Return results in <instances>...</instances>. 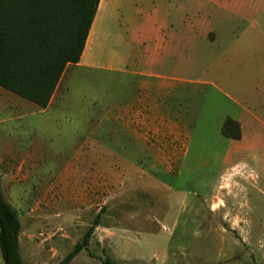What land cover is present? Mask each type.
Listing matches in <instances>:
<instances>
[{"label":"rangeland","instance_id":"374dc122","mask_svg":"<svg viewBox=\"0 0 264 264\" xmlns=\"http://www.w3.org/2000/svg\"><path fill=\"white\" fill-rule=\"evenodd\" d=\"M155 14L175 36L146 69L132 37ZM83 61L102 69L69 65L44 114L0 88V190L24 263L264 264V197L222 136L239 110L226 95L264 93V0H102ZM140 105L166 128L139 132ZM226 212L243 221L224 233Z\"/></svg>","mask_w":264,"mask_h":264},{"label":"trees","instance_id":"16d2710c","mask_svg":"<svg viewBox=\"0 0 264 264\" xmlns=\"http://www.w3.org/2000/svg\"><path fill=\"white\" fill-rule=\"evenodd\" d=\"M102 0H0V88L47 109L69 65H78ZM241 126L227 119L222 136L240 140ZM101 215L67 261L85 250ZM18 213L0 190V250L4 264H25ZM107 264H114L107 262Z\"/></svg>","mask_w":264,"mask_h":264},{"label":"crops","instance_id":"0c3cea01","mask_svg":"<svg viewBox=\"0 0 264 264\" xmlns=\"http://www.w3.org/2000/svg\"><path fill=\"white\" fill-rule=\"evenodd\" d=\"M92 29L89 35V39L92 34ZM193 29L195 28L193 27ZM174 34L175 31H170L167 21L160 19L157 14L150 15L146 24H144L142 28H139L133 33L132 43L138 46L145 47L146 53L144 60L146 69L152 68L163 60L165 54L168 52V49L174 41ZM110 35L111 34L101 36L98 35L96 37L97 45L99 41L105 38H109ZM132 43L128 44L131 49L133 47ZM84 54L81 58L80 63L78 64L79 66H82L83 68L102 69V66H100L99 64L85 63L83 61ZM128 62V59H126L124 62L123 72L125 73H128V71L126 70L128 68ZM109 70L112 71V69ZM129 73L132 74V72ZM142 76L147 78H160L148 70L142 73ZM226 98L231 103L235 104L239 108V110H237L233 114H228L224 120V123L227 119H232L240 124L242 131L241 139L238 141L227 139L224 137L228 141L229 147V150L226 153V158L236 159L239 163H241V165H243L242 168L239 169V172L241 171V169H246L247 164L251 163L253 165L255 173H253L252 171V179L255 180L256 190L261 196L264 197V93L261 96H257V94L246 93L242 97L241 94H239L238 98L240 100H244L243 103L239 102V100H235L228 94L226 95ZM48 110L49 108L47 110H42L41 113L44 114L48 112ZM137 110H139L137 112L139 117L137 130L139 132L158 133L166 128V125L163 122L158 123L150 120V116L148 115L150 111L145 105H140ZM133 115H135V112L132 108H130V110L126 113V116H129L130 122H132ZM226 185L229 186V184ZM224 207V201L220 197H215L209 202H204V208H207L209 212L213 214L218 213ZM155 211L165 213L167 209L156 208ZM221 221L224 233H226L228 230L232 231L234 227H236L239 222H242L243 220L240 216H232L229 212H226L221 217Z\"/></svg>","mask_w":264,"mask_h":264}]
</instances>
